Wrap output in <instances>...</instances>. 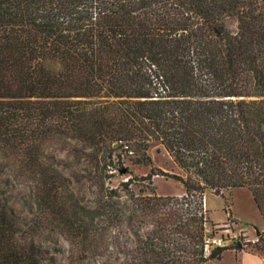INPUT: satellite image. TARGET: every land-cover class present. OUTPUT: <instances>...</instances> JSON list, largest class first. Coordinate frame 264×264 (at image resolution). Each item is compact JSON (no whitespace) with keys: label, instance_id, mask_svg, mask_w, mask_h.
Segmentation results:
<instances>
[{"label":"trees","instance_id":"16d2710c","mask_svg":"<svg viewBox=\"0 0 264 264\" xmlns=\"http://www.w3.org/2000/svg\"><path fill=\"white\" fill-rule=\"evenodd\" d=\"M68 140L97 168L158 142L182 174L156 173L184 193L151 189L127 216L105 194L84 205L44 153ZM0 152V264H56L46 233L71 245L65 264H110V229L151 214L138 264L221 259L228 245L204 249L207 189L247 188L264 226V0H0ZM11 180L27 188V221L1 189ZM253 246L264 253V229Z\"/></svg>","mask_w":264,"mask_h":264},{"label":"rangeland","instance_id":"374dc122","mask_svg":"<svg viewBox=\"0 0 264 264\" xmlns=\"http://www.w3.org/2000/svg\"><path fill=\"white\" fill-rule=\"evenodd\" d=\"M224 23L231 31L237 29L234 16L225 17ZM115 146L117 144L112 145ZM129 148L133 150V154L126 153L123 147L113 151L111 162L106 168H97L98 161L93 151L75 140L51 143L44 153L47 159H53L55 167L69 180L72 192L84 205L90 207L105 194V197L111 196L109 202L118 213L127 216L136 202L135 198L153 195L151 189L160 196L184 193L179 181L156 173L160 169L169 174H182L160 143L152 142L145 152L137 150L133 145H129ZM106 156L105 154V159ZM6 163L0 152V169ZM147 175H150L149 180L144 178ZM129 178H133L132 182ZM126 181L129 183L127 186L123 184ZM1 189L9 196V203L19 217L29 220V205L25 198L27 188L11 180L2 184ZM203 204L211 219L207 224L208 232L215 229V235H222L224 244L229 246L221 259L210 260L206 264H264V253L257 251L253 246L257 240L256 230H263V221L247 188L222 189L219 195L207 189L203 195ZM225 209L228 212H225ZM142 219L139 215L129 222L125 217L120 218L109 231V253L102 259L110 264L140 263V260H143V252L140 250L143 232H140L138 221H144V232H151L156 216L151 214ZM36 241L41 248L46 249L54 263L65 264L68 261L71 245L64 237L46 233L36 238ZM236 242H240L242 246H230ZM260 256L263 259L259 258Z\"/></svg>","mask_w":264,"mask_h":264},{"label":"built area","instance_id":"2783aa9c","mask_svg":"<svg viewBox=\"0 0 264 264\" xmlns=\"http://www.w3.org/2000/svg\"><path fill=\"white\" fill-rule=\"evenodd\" d=\"M154 85L156 86L155 88V93L154 95L157 97L158 95H161L165 93L166 91V85L162 82L159 81L158 79H154ZM123 149L126 153L128 154H133V150L129 148L128 145H124ZM209 233V232H208ZM225 241L222 237V235H207L204 238V249L206 253L210 252V249L216 245H224Z\"/></svg>","mask_w":264,"mask_h":264},{"label":"water","instance_id":"95a60500","mask_svg":"<svg viewBox=\"0 0 264 264\" xmlns=\"http://www.w3.org/2000/svg\"><path fill=\"white\" fill-rule=\"evenodd\" d=\"M212 192H214L215 194H217V195H219L220 194V192L219 191H216V190H212ZM258 230H256V233L258 234ZM230 246L232 247V246H235V247H241L242 246V244L240 243V242H236V243H231L230 244Z\"/></svg>","mask_w":264,"mask_h":264},{"label":"crops","instance_id":"0c3cea01","mask_svg":"<svg viewBox=\"0 0 264 264\" xmlns=\"http://www.w3.org/2000/svg\"><path fill=\"white\" fill-rule=\"evenodd\" d=\"M264 229V228H263ZM258 257V256H257ZM259 258H262L263 259V257L262 256H260ZM215 261H217V260H215Z\"/></svg>","mask_w":264,"mask_h":264}]
</instances>
